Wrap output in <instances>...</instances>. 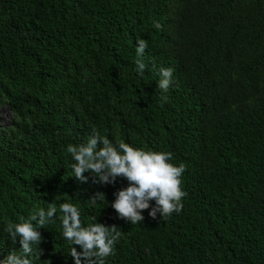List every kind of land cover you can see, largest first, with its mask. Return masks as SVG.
<instances>
[{
	"label": "trees",
	"instance_id": "trees-1",
	"mask_svg": "<svg viewBox=\"0 0 264 264\" xmlns=\"http://www.w3.org/2000/svg\"><path fill=\"white\" fill-rule=\"evenodd\" d=\"M161 67L173 69L167 92ZM3 106L13 119L0 129V262L22 251L7 224L55 203L28 258L74 264L67 202L84 227L121 232L105 264H264V0H0ZM94 131L171 152L186 166L183 209L153 219V200L142 222L120 219L111 204L128 181L86 172L83 183L71 167L67 146Z\"/></svg>",
	"mask_w": 264,
	"mask_h": 264
},
{
	"label": "clouds",
	"instance_id": "clouds-1",
	"mask_svg": "<svg viewBox=\"0 0 264 264\" xmlns=\"http://www.w3.org/2000/svg\"><path fill=\"white\" fill-rule=\"evenodd\" d=\"M154 27L159 30L161 25L156 22ZM137 43V56L143 57L148 42L138 38ZM145 69L143 59H137L136 71L142 74ZM159 76L158 87L167 92L173 83V69L161 67ZM161 99L166 100V97L162 96ZM67 152L75 161L71 165L74 177L83 183L88 182V177L84 175L86 172L91 174L93 183L100 185H114L118 177L128 181L126 189L114 193L115 200L111 204L118 217L126 222H142L144 216L141 213L150 208L149 202L153 200L155 207L149 212L153 219L157 214L167 218L183 209L182 200L187 193L182 189V175L186 166L183 163L178 166L171 163V152L145 151L123 141L113 144L107 136L95 131L86 143L69 144ZM98 199L105 200V194L97 192L90 201L95 204ZM59 210L62 213L63 237L82 249V252H77L75 247L71 248L74 264H105V258L114 255V244L121 236L115 225L108 227L95 222L84 227L79 207L73 203L64 202L59 205ZM56 212L57 206L52 203L47 211L34 210L27 220L21 217V222L7 224L5 232L13 242L19 239L22 251L19 254L11 252L0 264H33L28 257L32 253V245L42 242L38 229L54 222Z\"/></svg>",
	"mask_w": 264,
	"mask_h": 264
},
{
	"label": "rangeland",
	"instance_id": "rangeland-1",
	"mask_svg": "<svg viewBox=\"0 0 264 264\" xmlns=\"http://www.w3.org/2000/svg\"><path fill=\"white\" fill-rule=\"evenodd\" d=\"M12 113L5 107H0V129L8 128L12 123Z\"/></svg>",
	"mask_w": 264,
	"mask_h": 264
}]
</instances>
